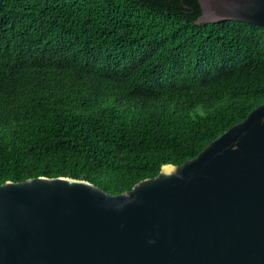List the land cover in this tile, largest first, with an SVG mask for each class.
Segmentation results:
<instances>
[{
	"label": "trees",
	"instance_id": "1",
	"mask_svg": "<svg viewBox=\"0 0 264 264\" xmlns=\"http://www.w3.org/2000/svg\"><path fill=\"white\" fill-rule=\"evenodd\" d=\"M199 0H0V183L131 189L264 103V26Z\"/></svg>",
	"mask_w": 264,
	"mask_h": 264
},
{
	"label": "water",
	"instance_id": "2",
	"mask_svg": "<svg viewBox=\"0 0 264 264\" xmlns=\"http://www.w3.org/2000/svg\"><path fill=\"white\" fill-rule=\"evenodd\" d=\"M199 2L198 23L264 26V0ZM0 264H264V103L121 193L71 176L0 183Z\"/></svg>",
	"mask_w": 264,
	"mask_h": 264
}]
</instances>
